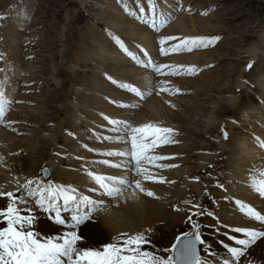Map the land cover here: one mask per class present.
Instances as JSON below:
<instances>
[{
	"label": "bare ground",
	"instance_id": "1",
	"mask_svg": "<svg viewBox=\"0 0 264 264\" xmlns=\"http://www.w3.org/2000/svg\"><path fill=\"white\" fill-rule=\"evenodd\" d=\"M31 1L32 0H26L28 3L27 7H29V9H32ZM191 1L193 3H197L196 0ZM11 2L19 3L17 0H0V56H3L4 54L3 60L4 58H7L6 62L3 60L0 61V66L8 71L7 74L10 82L9 85L4 84L5 87L17 86V84L23 80L27 82L33 81V76H35L39 71V64L37 65L32 57H28L30 53L27 52L28 45L25 44V35L28 33L26 30L31 29L28 25L30 21L26 17L24 22H22V25L24 23L26 24L21 29L20 24L17 23V15L10 14V11L14 8L12 6H8ZM109 5H112V7L102 5L103 10H99H102L101 17L105 20L107 26H110L112 29L122 33L128 39L138 40L143 43L147 51L152 52V58L156 60L155 38L157 35L156 30L158 29L152 30L150 27L138 25L137 23L132 22V20L126 17L123 11H121L115 4V0H109ZM16 7H18V4ZM27 7L25 8L26 10ZM159 7L161 8L163 15H167L169 12L172 14L171 6L161 3ZM105 8H108V10ZM4 14H6V16L10 15L7 20L3 18ZM163 15H159V17L166 18ZM24 16L26 15H23L22 18H24ZM186 17L188 18L186 19ZM184 18L186 20H184ZM209 18L206 19L203 17L202 19L197 16V19H195L190 17V15L185 16L182 13H179L176 19L170 23V27L168 26L166 28V32L159 31V34L168 32L172 34L177 33L179 35H177L176 38H184L190 33L196 31L213 32L223 30L221 26L213 24ZM98 20L93 21L91 24V26L94 25L93 27L98 28L101 32V34L94 37L95 39H90L91 37H89V35L83 34L84 37H80L82 44L79 45L76 44V42L80 43V38L77 37L79 38V40H77L74 34L71 35L70 33H67L64 63L58 68V73L56 75H51L52 81H62L60 87L56 86L54 91L43 96L36 92L32 93L33 89L30 87L31 84L27 86L18 85L16 88V92L12 100L14 101L17 99L22 102L11 105V110L7 115L9 123L6 126L0 125V191L5 188L8 190L10 187H16V181L29 176L28 173L33 174L34 171L36 176V172L39 167L41 165H47L50 169L54 168L55 178L48 179V181H46L47 183H59L65 187L71 183H74L75 185L79 184L80 187L89 185L93 191L96 192L97 187L94 185L96 184V181L92 178V176H100V169H103L104 173L109 175V177L117 175L126 180L128 183L124 184L122 187L120 186V192L110 197L96 196L97 201L100 200L103 202L100 204L101 210L96 213L98 211L97 210L95 214L90 216V219L79 225L75 230V233L81 239L78 242V248L80 250L88 251L95 246H104L110 241V239L113 243H124L128 232L132 234H139L148 227H153L155 230L159 231L160 223L170 224V222L173 221L171 228L165 230L166 232L173 233L180 225H184L183 216L179 211H182L183 209L186 211L191 210V204L196 200V193L201 194L203 191L205 192L202 184L192 183L194 192L190 190L189 192L188 190H179L172 194L165 183L159 184L158 182L145 179L143 180L140 175H137L136 172L129 168L115 169L110 166V168H108L105 162L112 160V158H118V160L123 161L125 160L120 154H116V157H113L109 154V151L111 152L113 148H115L116 151H121L127 146L126 141H123L120 144L117 143L118 134L113 135L117 131H114L111 128L108 130L111 134L110 140L105 138L101 144L95 143L101 148L100 151L102 154L100 155L106 154V158L109 160H106V158H100L102 156H98L99 154L86 150L84 151L85 159L80 163V168H85L83 171L81 170L76 172L60 167L55 168L57 167L55 163L60 162V158L52 157L49 161L44 162L43 160L46 158L45 151L49 146H52V149H56L61 140L70 145L67 134L63 132L64 126L68 127L72 131H75L78 127L77 124L85 122L86 118H92L99 124L104 123L98 116V113L102 112L109 115L111 119L119 120L120 124L123 123L122 125L127 123L129 126L140 127L151 123L163 128H170L172 130L179 129L181 132H187V135L192 134L191 136L193 137L198 136L196 139L191 138V140H187L185 136H179V139L183 138L182 140L184 143L170 146L169 148H164L162 150L166 151L167 149V152L179 154L193 153L199 156L198 158H202L203 155H200L199 152L195 151L198 149L195 147L197 143L194 144L195 141L198 142L197 139H199L202 135H199L196 129L193 130V126L195 127L197 124L191 121V119L194 121L196 117H199V119H197L199 121L198 126L206 128V133L211 135L216 134L221 148L220 153L223 156L229 154V156L227 155L226 164L219 163L220 167L224 166L227 169L224 181V185L226 184L227 188H223L222 191L226 192V194L228 192L235 194L242 200L258 206L257 209L262 212L263 216L264 196H261L259 192L255 191L251 186L253 179H264V177L259 175L261 172H264V146H261L264 144V113L262 114L264 109L262 111L260 110L255 112L258 108L260 109L263 107L256 103L255 98H252L250 102L248 100L247 104L245 102V107L242 111L245 118H250L252 115L256 116V114H259L258 118L261 117V120L256 119L255 121H260L261 124L256 127L257 131L253 130V132L254 136H259L262 140L255 141L253 138L252 140L248 138L242 140L237 138L234 142H231L230 140L234 138L232 136V131H235L237 127L230 119L224 120L223 123L221 122L222 120H218L219 115L222 116L225 112V115L229 114L228 108L232 106L235 107L237 104V99H235L237 97L233 96V94L230 93V90L228 93V96L231 98V102L228 103L229 106L226 105V107L223 102H219V99L215 98L210 100L209 110H207L205 114H203L201 108L199 109L197 107L200 106V103H203L202 100L205 98L202 96L199 97L200 91L203 89H206V91H219L220 89L213 85L212 82L203 80V77L201 76L192 77L190 74H188V76H182V71H179L178 74L174 75L173 82H175L178 87L182 89V92L175 94L171 92L159 93L158 86L155 82L158 81V78L154 77L155 73L149 69L136 66L123 57L120 53V46L117 47L116 43L111 40V37H107L101 30L102 28L98 27L101 25V22L99 23ZM188 24L192 25L191 29H188ZM30 26H32V24ZM102 26L104 27V25ZM73 30L76 31L77 28L76 30ZM23 35L25 37H23ZM35 35L36 34H32L31 37L34 38ZM73 37L75 38L73 39ZM253 45L255 46L252 48ZM252 46L247 51L249 55L254 54L259 50L257 47L259 46V43H254ZM126 47L131 51H134V48L137 49L135 46L130 47L127 43ZM204 51L203 48H200L191 54H178V56L175 55V59H179L181 62L184 61L185 63L190 62L191 60H210L208 59V56L211 53L206 50ZM123 53H125V51H123ZM251 57L253 56L251 55ZM172 59H174V55H172ZM84 68L95 69V72H93V74L85 80L78 78V80L75 79L76 77L74 74L77 72L75 69ZM11 71L13 72L12 74ZM263 72V70L257 72L262 76L259 77V74H257L256 76L254 75V77L256 88H262L260 89V93L261 96L264 97ZM109 74L117 76L122 84L127 85V83H132L138 86L142 97H138L128 91L114 86L113 78L109 76ZM0 76L2 78L1 82L3 83L4 72L0 73ZM162 77L163 76L159 77V79ZM230 87L231 90H234L237 87H243L240 78H238L235 83H232ZM82 89L87 91V94L84 93L83 95L84 91H82ZM27 90L29 92H26ZM21 91L24 92L21 93ZM219 92L221 93L222 90ZM222 94L225 93L222 92ZM69 96H74L75 101L67 100L66 98ZM209 99L210 98H207V100ZM113 101H121L126 104L122 107H116L113 106ZM225 101L226 100H224V102ZM29 102H32V104H29ZM65 102L66 107L64 108L61 103ZM53 104L54 106L59 104V106H57L58 108H64V111L66 112V116L64 118L65 120L61 124L56 123L55 127L52 126V130L49 131V133H42L44 136L41 135V137H38L37 135H33L28 132L25 134L26 130H22L23 128H36L37 126H40L39 122H42V125L45 126L48 122L56 120L57 116H59V112H61V109L53 113L45 114L43 113L44 108H41V106H52ZM78 106H81L83 109L80 110ZM39 117L41 121L38 122ZM89 125H91V123H89ZM221 125L228 128V143H224L222 141L223 138H220V134L217 132ZM36 130L38 129L36 128L34 131ZM118 131H121V129ZM182 135L184 134L182 133ZM173 136L176 135L173 134ZM36 137L38 139H36ZM184 138L186 140H184ZM175 139H178V137H175ZM189 141H191L192 144H190L191 142L189 143ZM205 147L206 146L202 148L204 149ZM71 148L75 149L73 145ZM19 152H25L26 156L22 157ZM90 157H96L97 161L91 160ZM190 158L191 157H181L182 162H185V166L188 164L187 162H189L188 160ZM178 159L180 158L178 157L175 160ZM211 161H213V156L208 162ZM201 167L202 169H200ZM200 168L191 172L188 176L193 177L197 175H204L206 172L205 164H201ZM18 169L23 170L24 173L18 174ZM172 171L173 170L165 171L167 173V176L165 175L166 179L181 178L183 179V183L187 182V185H189V178H183L184 174L188 173L189 170H183L181 175H179L178 172L170 173ZM212 172L216 174V169H214V167ZM90 173L92 175H90ZM30 177H33V175H30ZM216 177H219L221 181L223 180L220 176ZM138 180L141 182L142 187L146 190L145 192H141L135 187V182ZM93 181L94 183L92 184ZM210 183L206 185H209L206 192L213 196H216L215 194H220V191L218 190L220 188L215 183V185L212 184L213 182ZM184 188H186V186H184ZM147 191H151L154 195L148 196L146 194ZM5 201L6 199L0 198V205H4ZM225 206L220 204V206L216 209L215 214L218 216L220 221L223 220L227 223L231 222V226H250L251 224L257 225L252 222H247L253 220V218L245 212L239 213L234 208L236 205L232 208H229L226 204ZM73 212L77 213L75 209L72 213ZM35 217L37 221H35L37 224L36 227L40 232L45 233V230L57 232L59 230L57 226L46 221L41 213L36 212ZM261 228L263 231L264 227L261 226ZM205 236L202 237L205 238ZM207 238L208 242L211 243L217 254H225L224 248L220 242H215L216 240H220L222 242L227 241L225 236L218 233L216 235H210ZM248 239V236L239 237L238 235H235L230 237L229 241L237 242L238 240ZM232 249L241 250L242 255H240L239 259L241 264H264V235L262 237H257L247 246L242 245L241 248L230 247L228 250L233 255ZM82 264H87V261H82Z\"/></svg>",
	"mask_w": 264,
	"mask_h": 264
},
{
	"label": "rangeland",
	"instance_id": "2",
	"mask_svg": "<svg viewBox=\"0 0 264 264\" xmlns=\"http://www.w3.org/2000/svg\"><path fill=\"white\" fill-rule=\"evenodd\" d=\"M196 2L202 3V4L204 2L206 4L211 3L212 6H216V4H217L218 8L211 11V13H209L208 15H205V16H203L201 14H203V12L208 11V9L206 7H204L202 12H199V13H198V11H193V9H192L191 13H190V17H193L195 19H197V16H198V18H202V19H203V17L206 19H208L210 17L209 20H211V22L213 24L219 25L223 28V30H218V31L223 32V35L220 36V40H222V39L223 40L221 42H219L215 47L211 48V50H208V51L206 50L207 52L211 53L208 56V59L215 60V62H216L215 66L211 67L210 71H207L206 73H203L199 76L203 77L202 78L203 80H206L208 82H212L213 85H215L217 88L222 90V92H224L225 94H222V92L220 93L219 92L220 90L219 91L218 90H215V91L212 90L213 92L210 90L206 91V89L201 90L199 97L202 96L203 98L204 97L205 98L202 100L203 103H200V106H197V107L199 109L201 108L203 114H205L206 111L209 110V105L211 102L210 100H213L215 98L219 99V102H223V104H225V106L226 105L229 106L228 103L231 102V98L228 96V93H229V90H230V93H232V91H233V90H231L230 86L232 83H235V81L238 78H241L242 75H247L248 77L251 78V80H253L255 82L254 75L256 76L257 74H259L257 72H259L261 70L264 71V56L261 55L260 53H259V58H258L260 67H259V65H256V63H254V65L249 70V72H245V70L242 68L245 64L244 61H245L246 54H247V52H244V51H246L249 48L251 43L254 44L255 42H258L260 40V42L263 46L261 49L264 52V19H263L264 0H196ZM32 3H33V7H32L31 12L29 13V15H30L29 17L31 19H29L30 22L28 23V25H29V27H31V29H27L26 31L28 32L29 35L36 34L34 37L36 42L31 47V48H33V50L32 51L27 50V52L30 54L32 53V56H33L32 59L34 60V62L37 63V65L39 64V71L37 72V74L35 76H33L32 80L35 81L36 79L37 80L42 79V80H44L45 85H43L44 87H40L39 89H38V86L36 84H31L30 87H32V89L34 90V91H32V93L36 92V93L43 96V95L49 94L52 91H54L56 86L57 87L61 86L62 81H59V80L57 82L52 81L51 75L52 74L56 75L58 73V68L64 63V52L66 49L65 46L67 44V33H70L71 35L74 34V36L76 37L77 40H79V38L81 36L84 37L83 34L89 35V37H91L90 39H95L94 37L98 34H101V32L98 28L93 27L94 25L91 26V24L93 23L92 21H96L99 19L98 20L99 23L101 22V24L103 23L105 25L106 22L101 17L102 16L101 11L103 10L102 8L104 5L109 6V7H112V5H109V0H32ZM100 9H102V10L99 11ZM105 9L108 10V8H105ZM119 9L121 10L120 7H119ZM160 10H161V8H160ZM125 16L128 17L127 15H125ZM185 16H188V15H185ZM5 17H6V15H5ZM5 17H4V19L7 20V18H5ZM187 18L188 17H186V19ZM186 19L184 18V20H186ZM132 22H134V21H132ZM31 24H32V26H30ZM190 25L191 24H188V27H189L188 29H191L192 25L191 26ZM106 26H107V24H106ZM108 27H110V26H108ZM76 28H77V30H76ZM69 29H70V31L68 32ZM73 29H75L76 31H74ZM196 32H200V31H196ZM204 32H206V31H204ZM208 32H212V31H208ZM192 33H195V32H192ZM79 34H80V36H79ZM116 34H119V33H116ZM63 35H64V37H63ZM25 36H27V35H25ZM25 36L23 35V37H25ZM106 36L109 37L108 35H106ZM75 37H73V39ZM77 37H79V38H77ZM89 37H88V39H89ZM81 42H82V40L80 38V43L76 42V44L80 45V44H82ZM84 44H86V43H84ZM254 46L255 45H253L252 48ZM257 47L259 49V46H257ZM200 48H203V46H199V47L195 48L194 51L197 49H200ZM184 54H185V52H184ZM256 54H257V52H256ZM251 55L253 56V58L255 57V53L251 54ZM251 55H249V56L251 57ZM93 68H95V67H93ZM259 68H261V69H259ZM75 70H77V72L74 74V76L76 77V78L75 77L74 78L75 79H77V78L78 79H84V80L87 77H89L90 75H92L93 72H95L94 71L95 69H92V68L75 69ZM260 76H262V75L259 74V77ZM251 84H252V82L248 83L245 86V88L241 90V92L239 91V93L234 92L235 95L240 96V98L242 97L241 103L239 100L236 101L237 107L232 106V107L228 108L229 114L225 115V113H226L225 112L222 114V116L221 115L218 116V120H223L229 116L230 118H233L236 122L241 121L242 125H235L237 127V129L235 131H232V136L234 138H232V140H230L231 142H234L237 138H240L242 140L245 138H248L250 140H252V138L254 139L253 130L257 131L256 127L261 124L260 121H258V122L255 121L256 119L261 120V117L258 118L259 114H256L257 117L255 115H252L251 117L253 119L251 117L245 118L242 114V111L245 107V102H246V104H247L248 100L250 102V100L252 98H254L252 96L256 95L259 97V99L260 98L264 99V97L261 96V93H260V89H262V88H259V87L256 88V86L252 88ZM69 85H71V84H69ZM68 88H70V87H68ZM86 93H87V91H86ZM235 95L233 94V96H235ZM241 95H243V96H241ZM244 95H247V96H244ZM248 95H251V96H248ZM212 97H214V98H212ZM207 98H210V99L207 100ZM224 100H226V101L224 102ZM66 102L61 103L62 106H64V108L66 107ZM29 103H32V102H29ZM238 103H240V104H238ZM57 106H59V104ZM57 106L56 105L54 106V104L52 106L44 105V106H41V108H44L43 113H45V114L46 113H53V112L61 109V112L63 114H65V116H66V112L64 111V108L63 109L61 107L58 108ZM263 109L264 108H260V109L258 108L255 112H258L260 110L262 111ZM262 114H263V111H262ZM61 116H63V115H61ZM65 116L63 118H60L59 116H57L55 121L58 120V122H56V123L61 124L65 120L64 119ZM197 119H199V117H196V119H194V121H193V119H191V121L193 123L197 124V126H195V127L193 126V128H194L193 130L196 129L197 133L199 135H202V136L199 139H197L198 142H196V141L194 142V144L197 143V145L195 147L198 148L195 151L207 150V148H210V151L214 154V160L217 161L218 163H221V164L225 163L226 164V160H227V157L229 156V154H227L228 156L227 155L223 156L224 160L219 161V159L222 157V155L218 153L219 150H221L220 145H219L218 140H217L218 137H216L215 136L216 134H214V136H212V138H210L209 133H206V128H201V126H198L199 121ZM234 120H231V121L234 122ZM39 121H41L40 117L38 119V122ZM39 123H40V126L36 127L38 129V130H36L37 132L34 131L36 128H30L29 129V128H23L22 127L23 128L22 130H26L25 134H27V132H28V133H31L33 135H37L38 137L39 136L41 137V135L44 136L43 134H47V133H49V131L52 130V126H47V125L43 126L42 122H39ZM22 130H20V131H22ZM22 133H24V132H22ZM181 133L184 134L182 136H185V138L187 140H191V138L196 139L198 137V136H194L195 137L194 138L193 136H191L192 134L187 135V132H184V131ZM20 134H21V132H20ZM185 138H184V140H186ZM220 138H222V137L220 136ZM36 139H38V138L36 137ZM227 139H228V135H227V138L226 139L223 138L222 141L225 143V142L229 141ZM261 140H262V138H261ZM204 141H206V142H204ZM68 142H70V141H68ZM190 142L191 141H189V143ZM99 143L101 144V142H98L97 144H99ZM182 143H184L183 140H182ZM190 144H192V142ZM204 146H206L207 148L205 147L203 149L202 147H204ZM225 146H226V144H225ZM83 154H84V151H83ZM45 156L49 157V159L47 161H49L52 157H56V156H53L51 153H49V155L46 153ZM98 156H102L100 158H106L107 157L106 154H104V155L99 154ZM187 156L191 157L188 160L189 162H187L188 163L187 165H189V166H187V165L185 166V162H182L184 164L180 167L181 169L173 170L170 173L178 172V174L181 175L183 170H189V171L193 172V171H195V169L197 170L198 168H200L201 165H199L198 163H200V164H202L204 162L207 163L212 157V156L208 155L209 157H207V159H204V156H203L202 157L203 160H197L198 158H195V156H193L192 154H188ZM113 157H115V156H113ZM56 158H58V157H56ZM175 159L171 160V161H176V162L182 161L181 158H180L181 160L180 159L175 160ZM106 160H109V159L106 158ZM196 161L198 163H196ZM213 161L208 163V165L210 167L213 165ZM104 162H102V163H104ZM107 167L110 168L109 166H107ZM202 167L200 169H202ZM223 167H219L216 172L218 174H220L223 178H225L227 169H226V167H224V168ZM164 174H167V173L165 172ZM207 175H208L207 180H203L197 176L198 180L203 185H207L210 182V179H212L210 172H208ZM33 176H35L34 171H33ZM27 177H29V176H27ZM52 178H53V176L51 177V179ZM177 179H179V178H177ZM184 183H186V185H184V186H188L187 182H184ZM179 184H180V182L175 183V184H166V185L170 189L171 193L173 194L179 190L184 191L186 189V188L181 189L180 187L182 185L179 186ZM190 184H192V183H190ZM212 184H214V183H212ZM208 186H203L205 191H206ZM223 188H227V185L225 184ZM189 189H190V191L194 190L193 186H191V185L189 186ZM192 192H194V191H192ZM192 192H190V193H192ZM223 195H225V194H223ZM225 196H227V195H225ZM213 202H214V199H211L210 201L205 200V207H208V208L211 207L213 205ZM220 204H223L225 206V203H223V201L222 202L219 201V206H220ZM106 206H107V204H106ZM219 206H217V208ZM229 208H232V206H229ZM216 209H215V213H216ZM100 210H101V207L98 209V211L96 213H98ZM159 225H160V229L158 232L167 233L164 230L170 229L171 226L173 225V221H171L170 224L160 223ZM182 226H184V225H182ZM174 232H177V231L175 230ZM173 233H171V234H173ZM170 240L163 242L162 245L167 246ZM147 246L148 245H146V247Z\"/></svg>",
	"mask_w": 264,
	"mask_h": 264
},
{
	"label": "snow or ice",
	"instance_id": "3",
	"mask_svg": "<svg viewBox=\"0 0 264 264\" xmlns=\"http://www.w3.org/2000/svg\"><path fill=\"white\" fill-rule=\"evenodd\" d=\"M148 7L151 12H155L154 0H148ZM141 14L144 13V9H140ZM143 19V16L141 17ZM150 23L153 27H156V20L151 19L150 21H145ZM166 21L161 20L160 26H164ZM167 39H178L176 37H169ZM218 39V38H216ZM212 40L208 38H184L180 44L173 46L170 51L180 52V51H192L195 47L205 45L206 43H211ZM119 43V41H118ZM165 43V41H161ZM123 48V45L121 44ZM127 52V49H124ZM162 54H167L164 49H161ZM131 55V53H129ZM172 68L168 74L175 75L178 74L179 69L173 66H164ZM251 67V65H249ZM153 70L160 73L161 67L154 66ZM185 74H194L197 69L195 67H187L183 69ZM122 87H128L126 85H121ZM131 91L135 92L137 95H142L137 89L131 88ZM11 103L7 100L0 90V118L5 115L6 105ZM131 133L130 136V151L126 153H119L120 155L130 156L136 162V174L142 175L143 179L148 180L152 177L147 173V170L141 167V161L147 163H152L153 161L168 159L169 157L159 156V155H147L150 149L162 146L172 142L169 136L173 134V130L170 128H163L155 124H145L140 127L129 126ZM151 136L150 142L148 137ZM226 136V134H225ZM261 146H264L262 144ZM107 163V162H105ZM117 167L119 165H116ZM161 166V165H156ZM90 175H92L90 173ZM264 177V172L259 174ZM92 178L100 184L102 188H105L108 195H114L120 192L119 188L113 187L111 185L115 184H127L128 182L124 179L117 180L114 177H104L99 175H93ZM111 181V184H109ZM154 182H164L163 180H158ZM33 181H28L25 187L31 185ZM255 191H258L261 196H264V179H253L252 185ZM135 187L141 192L146 190L142 187L141 182L138 180L135 182ZM44 192H48V207L50 210L56 211L57 220L63 223V220L59 218L60 214L57 209L56 200L62 196L64 205L67 206L70 201L75 200L73 195H68L63 188L55 189L49 186L48 189H41L40 199L37 200L38 205L44 206L46 200L43 195ZM148 196H153L154 193L147 191ZM0 195H7L9 198H13V193H0ZM29 195H36L35 192L30 191ZM242 208L246 207L241 205ZM247 215L257 219L264 220V216L259 215L251 207L246 208ZM21 209L15 206V200L11 203L6 210L0 211V217H3L7 222V227L0 231V264H82V261H87V264H165L164 261L152 256L151 253L141 251V245L145 243V238L143 235H137L133 237H128L124 241L123 247H117L116 245H111L105 248L103 251H82L76 247V242L80 237L75 233L71 232L64 239L63 243H56L48 240L44 243L39 242L30 230L31 224L33 223V218L31 216H22ZM90 214L73 216L74 225L77 227L84 223L86 220L90 219ZM246 236L249 237L248 240H238L237 243L243 246H247L249 243L254 241L257 236L264 235L260 233L247 232ZM196 241L200 240L199 234L195 237ZM193 242L191 245L187 246L182 253V255L190 256L191 259L188 264H201L199 257L195 253V247ZM134 246V247H133ZM233 255L239 257L242 255L240 249H232ZM167 264H171V258Z\"/></svg>",
	"mask_w": 264,
	"mask_h": 264
}]
</instances>
